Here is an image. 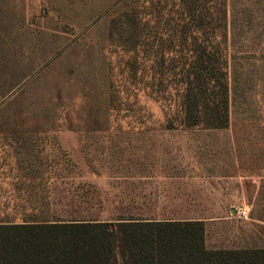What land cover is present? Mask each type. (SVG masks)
<instances>
[{
    "label": "rangeland",
    "instance_id": "rangeland-1",
    "mask_svg": "<svg viewBox=\"0 0 264 264\" xmlns=\"http://www.w3.org/2000/svg\"><path fill=\"white\" fill-rule=\"evenodd\" d=\"M181 30V39H171ZM212 31L225 32L216 41L227 48L235 136L227 143L234 154L236 148L259 154L260 193L248 218L237 214L231 225L223 223L244 202L220 210L206 246L241 242L243 221L264 219V0H0V137L75 148L77 138L147 126L140 123L178 124L167 121L160 81L175 77V49L188 58V50L212 44ZM41 155L31 168H60L59 155L49 162ZM8 162L0 159V168H11ZM64 162L68 169L88 168L91 157ZM5 207L0 199V219L8 218ZM252 240L259 244L258 235Z\"/></svg>",
    "mask_w": 264,
    "mask_h": 264
},
{
    "label": "crops",
    "instance_id": "crops-1",
    "mask_svg": "<svg viewBox=\"0 0 264 264\" xmlns=\"http://www.w3.org/2000/svg\"><path fill=\"white\" fill-rule=\"evenodd\" d=\"M140 124L147 126L117 136L77 138L75 148L62 142L40 145L27 136L0 137V159L11 161V168H0V199L8 217L0 223L203 222L207 234L220 210L233 209L237 202H244L238 208L250 216L260 193L259 154L242 148L233 153L235 147L227 143L229 135L235 138L232 121L225 128ZM38 154L48 162L59 155L60 168H31ZM71 155H90V167L78 162L80 168L68 169L64 161ZM237 214H225L223 223L231 225ZM251 220L241 222V242L208 248L264 249V219Z\"/></svg>",
    "mask_w": 264,
    "mask_h": 264
},
{
    "label": "trees",
    "instance_id": "trees-1",
    "mask_svg": "<svg viewBox=\"0 0 264 264\" xmlns=\"http://www.w3.org/2000/svg\"><path fill=\"white\" fill-rule=\"evenodd\" d=\"M181 35L182 30L171 39ZM223 36L225 32H209L212 44L188 50L193 53L188 58L184 49L174 50L175 77L160 81L165 89L161 100L170 107L169 123L228 126L227 48L216 41ZM185 37L200 38L190 33ZM0 264H264V249H209L203 222L0 223Z\"/></svg>",
    "mask_w": 264,
    "mask_h": 264
},
{
    "label": "built area",
    "instance_id": "built-area-1",
    "mask_svg": "<svg viewBox=\"0 0 264 264\" xmlns=\"http://www.w3.org/2000/svg\"><path fill=\"white\" fill-rule=\"evenodd\" d=\"M237 213L242 218H248L249 217V210H247L246 208H243V207L238 208Z\"/></svg>",
    "mask_w": 264,
    "mask_h": 264
}]
</instances>
